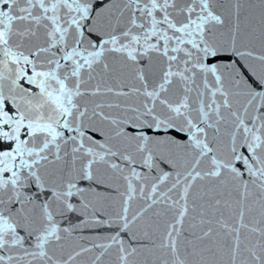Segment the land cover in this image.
Here are the masks:
<instances>
[{"label":"snow or ice","instance_id":"obj_1","mask_svg":"<svg viewBox=\"0 0 264 264\" xmlns=\"http://www.w3.org/2000/svg\"><path fill=\"white\" fill-rule=\"evenodd\" d=\"M0 264H264V0H0Z\"/></svg>","mask_w":264,"mask_h":264}]
</instances>
